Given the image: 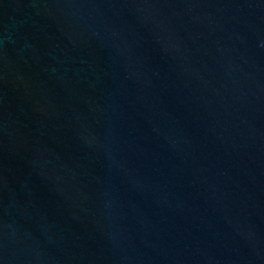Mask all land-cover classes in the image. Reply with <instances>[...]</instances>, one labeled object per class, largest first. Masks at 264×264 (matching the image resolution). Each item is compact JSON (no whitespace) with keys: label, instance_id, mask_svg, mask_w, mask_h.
I'll return each instance as SVG.
<instances>
[{"label":"water","instance_id":"water-1","mask_svg":"<svg viewBox=\"0 0 264 264\" xmlns=\"http://www.w3.org/2000/svg\"><path fill=\"white\" fill-rule=\"evenodd\" d=\"M0 264H264V0H0Z\"/></svg>","mask_w":264,"mask_h":264}]
</instances>
